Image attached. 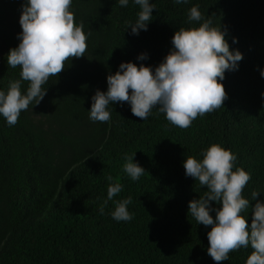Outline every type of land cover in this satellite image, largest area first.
I'll return each mask as SVG.
<instances>
[{
    "label": "trees",
    "instance_id": "1",
    "mask_svg": "<svg viewBox=\"0 0 264 264\" xmlns=\"http://www.w3.org/2000/svg\"><path fill=\"white\" fill-rule=\"evenodd\" d=\"M25 2L0 0V90L20 79L7 54L19 44ZM149 2L153 19L133 35L128 25L140 10L134 0L124 7L119 0H72L76 22L90 33L85 56L50 78L42 101L14 126L0 116V264H216L207 252L211 226L188 214V202L207 188L183 166L189 155L202 159L213 143L235 154L234 170L251 175L243 190L249 225L251 192L264 201V0ZM193 6L220 24L230 50L242 53L237 69L224 73V106L187 129L173 126L158 108L140 120L128 103L109 105L108 122L90 120L91 98L97 89L107 91V75L128 61L154 70L172 48L174 32L200 23L188 20ZM141 53L147 58L139 60ZM133 153L146 170L135 181L123 170ZM116 180L122 191L101 214ZM129 196L133 218L116 221L115 201ZM210 204L215 218L219 204ZM251 251L240 248L221 264H246Z\"/></svg>",
    "mask_w": 264,
    "mask_h": 264
},
{
    "label": "clouds",
    "instance_id": "2",
    "mask_svg": "<svg viewBox=\"0 0 264 264\" xmlns=\"http://www.w3.org/2000/svg\"><path fill=\"white\" fill-rule=\"evenodd\" d=\"M128 3L129 0H119L122 7ZM134 3L140 10L128 27L131 34L138 35L141 30H147L154 6L149 0H134ZM175 3H187V0H175ZM71 6L72 0H26L23 4L19 44L7 54L8 66L20 69V79L10 80L7 90H0V116L9 126H14L29 106L42 101L50 78L63 72L72 58L85 56L90 33H85L82 21L76 22ZM188 20L200 23L174 32L172 48L154 70L143 63L137 66L128 61L121 62L114 74L107 75V91L97 89L91 98L90 120L108 122L109 105L128 103L132 114L140 120L147 119L158 108L173 126L187 129L198 116L224 106L228 99L221 83L224 73L237 69L242 53L230 50L220 24L214 26L211 19H204L197 6L190 8ZM146 58L144 53L138 56L139 60ZM22 82H27L26 90H22ZM133 155L125 157L123 170L135 181L146 170L134 162ZM235 160V154L219 143L211 144L202 159L191 155L185 158V175L207 188L203 196L188 202V214L197 223L211 226L207 252L216 264L228 260L229 253L249 246L252 251L246 264H264V201L258 199L259 191L251 192L255 203L249 225L244 213L250 207V200L244 197L243 190L251 175L241 167L234 170ZM106 179L114 178L109 175ZM122 187L118 180L109 183L107 200L99 209L101 214ZM210 201L219 204L215 218L210 214L213 210ZM131 203V196L115 201L113 219L130 221Z\"/></svg>",
    "mask_w": 264,
    "mask_h": 264
}]
</instances>
